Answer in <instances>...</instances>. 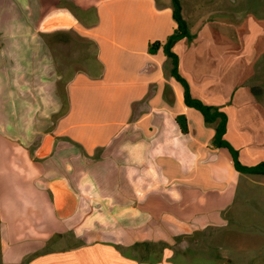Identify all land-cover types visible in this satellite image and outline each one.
<instances>
[{
  "label": "crops",
  "instance_id": "0c3cea01",
  "mask_svg": "<svg viewBox=\"0 0 264 264\" xmlns=\"http://www.w3.org/2000/svg\"><path fill=\"white\" fill-rule=\"evenodd\" d=\"M71 1L76 5L74 11L62 1L53 0L50 9L36 7L31 14L15 9L18 13H7L9 19L4 20L5 26H12L14 32L37 33L38 76L51 69L52 74H58L52 78L53 85L62 78L67 81L68 107L59 118L55 136L78 146L87 157L106 150L114 142L118 146L125 142L120 158L127 161L123 175H130L138 194L171 192L175 187L227 193V206L232 208L242 185L250 213L246 217L255 218L251 224L258 225L260 214L263 215L260 209H264V174H238L228 150L212 145L215 125L207 124L199 111L185 104L184 89L171 74V60L163 49L149 51L152 43L165 41L177 29L171 1ZM77 10L82 11L81 15ZM220 13L221 22L191 29L194 39L178 41L173 51L179 57V72L188 81L192 96L226 112L225 138L239 151L240 162L252 166L264 161V92L254 96L251 86L244 84L254 74V61H242V54L237 55L233 14L227 10ZM61 32L75 33L86 44L94 45V56L91 47L87 51L83 48L78 70L72 68L74 57L64 62L67 66L61 72L58 70L62 60L56 49L64 44L59 37ZM22 35L20 40L10 39L5 46L19 48L20 88L28 85L21 79L28 71L24 48L30 47ZM260 68L264 78V59ZM39 80L37 87L43 89L44 78ZM260 85L264 87V79ZM181 115L186 117L187 133L177 120ZM3 156L8 161L13 158L10 153ZM18 156L31 159L29 154ZM53 183L58 184L53 190L57 192L59 210L69 213L76 205L75 195L63 178ZM9 184L2 183L0 178V221L4 225L26 223L28 217L23 215L22 208L28 207L32 185L24 184L18 189L25 201L23 206L11 196ZM12 208L16 209L15 214ZM241 221L237 219L235 224ZM133 251L101 240L35 254L24 264H174L170 260L175 254L172 250L165 249L161 259L154 262L140 260ZM250 255L245 254L248 258ZM178 256L188 260L184 253ZM215 258L221 260L219 256Z\"/></svg>",
  "mask_w": 264,
  "mask_h": 264
},
{
  "label": "rangeland",
  "instance_id": "374dc122",
  "mask_svg": "<svg viewBox=\"0 0 264 264\" xmlns=\"http://www.w3.org/2000/svg\"><path fill=\"white\" fill-rule=\"evenodd\" d=\"M59 1L75 10V2ZM180 1L190 32L221 22L223 10L233 14L237 55L242 54L245 62L253 59L255 64L254 74L244 84L251 86L254 96L263 93L260 67L264 59V0ZM53 3V0H0V178L2 183H10L11 196L23 206L25 201L18 189L24 184L32 185L28 207L22 208L28 221L8 225L0 221V264H24L35 254L101 240L135 252L150 249L156 252L155 258H161L165 249L172 250L175 254L170 260L174 264H264V209H260L263 215L260 214L259 224H251L256 219L246 217L250 213L244 186L241 185L232 208L227 206V193L175 187L171 192L138 194L130 175H123L127 161L120 158L125 142L119 146L114 142L106 150L87 157L78 146L55 136L59 118L68 107V100L64 106L67 81L62 78L53 85L52 78L58 74H52L51 69L36 74L35 42L39 41L36 32H14L12 26H5L7 13L23 10L31 14L36 7L50 9ZM20 33L30 45L24 48L28 71L21 79L28 88H20L19 48L5 47L14 37L20 40ZM59 37L64 41L56 49V56L62 60L60 72L69 57L70 60L74 57L72 68L81 67L78 62L84 57L83 48L87 51L91 47L94 56V45L86 44L77 34L61 32ZM41 77L43 89L37 87ZM6 153L13 156L12 160L3 159ZM19 153L29 154L31 159L16 158ZM60 178L76 197V205L69 213L59 210L57 192L53 190L58 185L53 181ZM14 203L12 200L11 205ZM15 210L11 209L12 214ZM237 219L241 221L239 224H235ZM144 243L148 246H142ZM178 253H184L188 260ZM249 253L248 258L245 254ZM215 256L221 260L217 261Z\"/></svg>",
  "mask_w": 264,
  "mask_h": 264
},
{
  "label": "trees",
  "instance_id": "16d2710c",
  "mask_svg": "<svg viewBox=\"0 0 264 264\" xmlns=\"http://www.w3.org/2000/svg\"><path fill=\"white\" fill-rule=\"evenodd\" d=\"M171 6L173 10V18L177 23V29L165 41H156L152 43L149 47V51L151 53H156L159 49H163L165 55L172 62V76L182 85L184 89L185 104L188 107L194 108L199 111L203 115L204 120L207 124L215 125V135L212 141L213 147L217 149H227L232 157L234 167L238 172L253 175L264 174V161H261L252 166L242 164L239 159V151L235 149L225 138L228 124V116L226 112L221 110L217 106L208 105L202 100L194 98L192 96L188 81L179 72V57L173 51V47L178 41L184 38H187L190 41L193 40L194 35L191 34L190 27L183 17L181 1L171 0ZM65 105L67 106V99L64 103V106ZM177 120L180 123L182 131L187 133L186 117L184 115H181ZM142 246L147 247L148 243H144L142 244ZM154 253L156 252L151 251L150 249L145 252L136 250L138 258L142 261L154 262L160 260L161 258L154 257Z\"/></svg>",
  "mask_w": 264,
  "mask_h": 264
}]
</instances>
